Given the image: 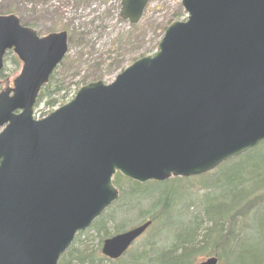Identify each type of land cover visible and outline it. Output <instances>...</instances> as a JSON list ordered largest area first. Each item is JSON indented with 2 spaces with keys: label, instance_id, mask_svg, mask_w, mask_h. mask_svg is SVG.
Returning a JSON list of instances; mask_svg holds the SVG:
<instances>
[{
  "label": "water",
  "instance_id": "1",
  "mask_svg": "<svg viewBox=\"0 0 264 264\" xmlns=\"http://www.w3.org/2000/svg\"><path fill=\"white\" fill-rule=\"evenodd\" d=\"M148 1L121 0L120 18L137 23ZM181 6L188 16L154 53L40 119L33 107L67 34L0 15V71L7 51L22 64L0 90V264H57L117 199V173L138 184L198 176L264 141V0ZM149 224L105 239L101 253L118 259Z\"/></svg>",
  "mask_w": 264,
  "mask_h": 264
},
{
  "label": "rangeland",
  "instance_id": "2",
  "mask_svg": "<svg viewBox=\"0 0 264 264\" xmlns=\"http://www.w3.org/2000/svg\"><path fill=\"white\" fill-rule=\"evenodd\" d=\"M13 1H17L15 4ZM121 0H92L90 5L85 8L76 9L74 0H31V3L25 4L23 0H0V10H12L18 19L25 20L40 35L48 32L61 30L62 25L67 19L81 16L79 22L83 25L84 38L82 42L78 37L70 36L68 50L61 63L55 70V78L64 87V90L58 95V101L53 106H48L47 100L52 97H46L44 92L42 98L38 100L33 108V117L40 118L48 112L68 102L76 90L84 83L101 80L104 84L113 81L115 76L123 69L129 66L135 59L146 56L155 51L157 43L163 35L164 29L173 21H181L186 17V12L181 6V0H149L143 14L136 24H128L119 18ZM55 11V14L53 13ZM60 18L57 21L53 18ZM62 16V19L61 17ZM21 21V20H20ZM74 25H77L74 21ZM79 43V44H78ZM20 64L16 57L9 53L5 56L4 68L0 76V82L8 81L9 84L18 75ZM215 171V170H214ZM213 171L203 175L191 177L182 180L180 184H174L170 179L169 186L179 191L183 195L182 204L189 201L195 206L190 212L194 215L199 214V199L206 194V187L212 183ZM147 185V184H145ZM119 190V198L100 217L101 223L95 227H89L78 234V240L74 247L81 253L90 258L97 259L101 264H110L101 254V246L104 239L109 238L119 232L128 230L139 224L146 214L147 204L141 201L137 208L129 211L127 214H117L123 208L126 201L124 192L129 190L130 182L127 180L120 181L115 185ZM162 187L150 186L146 188L145 193L157 197ZM185 205V204H184ZM264 206V187L257 189L255 194L250 193L247 198L245 207L249 222L246 218L237 217L233 219L228 216L223 222L225 231L232 230L234 233L242 232L255 217V214ZM157 212L156 210L154 213ZM99 218V219H100ZM98 220V219H97ZM161 219L158 223L162 222ZM201 221H206L202 218ZM119 222L124 224L117 228ZM197 230V238L200 240L196 249L202 246L201 236L206 222H202ZM160 224L157 227H160ZM209 226V224H207ZM101 227L103 230L101 231ZM149 233L143 234L139 241L148 237ZM170 237L161 233L155 244V248L166 249L170 246ZM137 243V242H136ZM135 245H131L132 250ZM213 245L207 242L206 250L196 252L194 261L201 262L210 256H218L217 248L212 249ZM75 255L77 252L74 251ZM121 259L122 264L124 263ZM97 263V261L95 260Z\"/></svg>",
  "mask_w": 264,
  "mask_h": 264
},
{
  "label": "trees",
  "instance_id": "3",
  "mask_svg": "<svg viewBox=\"0 0 264 264\" xmlns=\"http://www.w3.org/2000/svg\"><path fill=\"white\" fill-rule=\"evenodd\" d=\"M25 4L31 0H23ZM92 0H74L76 9L85 8L90 5ZM15 4L17 1H13ZM12 10H0V14H8ZM55 14V11L53 12ZM55 21L60 18H55ZM62 19V16H60ZM81 16L67 19L62 25L61 30L67 31L70 36L82 38L84 36L83 25L79 22ZM24 26L32 27L33 24L20 19ZM77 23V25H74ZM54 31V30H53ZM85 37V36H84ZM70 40V39H69ZM55 71L50 75L48 83L42 88L38 100L44 92V96L52 97L47 100L48 106H53L58 101V95L64 87L55 78ZM212 183L206 187V194L199 199V214L194 215L190 212L195 205L191 202L182 204L183 195L179 191L172 189L169 182L149 183L139 185L130 183L129 190L124 192L126 201L123 208L117 214H127L137 208L141 201L147 204L146 219L152 221L151 226L145 231L149 233L142 241L138 240L132 250H128L121 258L116 261H109L110 264H194L196 252L205 251L207 242L212 243V249L217 248L219 264H264V206L255 214L254 219L245 226L242 232L234 233L231 229L225 231L223 222L230 216L233 219L237 215L246 218L249 222L245 207L250 193L255 194L257 189L264 187V142L248 153L234 158L213 171ZM184 179H172L174 184H180ZM123 179L116 174L113 178L115 185H119ZM150 186L162 187L157 197L145 193ZM157 211L154 213V211ZM105 213V212H104ZM103 213V214H104ZM102 214V215H103ZM101 215V216H102ZM205 219L206 221H201ZM161 219L162 222L158 223ZM202 222H206L201 239L202 246L199 249L200 240L197 238V230ZM101 223V218L94 221L91 227ZM124 222H119L117 228ZM160 224H162L160 227ZM209 224V226H207ZM101 231L103 228L101 227ZM170 237V246L166 249L155 248L160 235ZM78 240V235L74 238L69 249L63 253L57 264H101L97 259L90 258L78 251L74 244ZM74 251L77 252L75 255ZM97 261V263L95 262Z\"/></svg>",
  "mask_w": 264,
  "mask_h": 264
}]
</instances>
